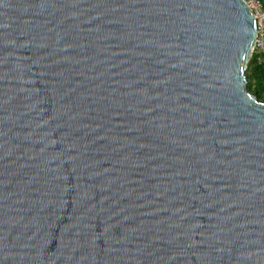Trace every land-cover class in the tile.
<instances>
[{
  "label": "water",
  "instance_id": "water-1",
  "mask_svg": "<svg viewBox=\"0 0 264 264\" xmlns=\"http://www.w3.org/2000/svg\"><path fill=\"white\" fill-rule=\"evenodd\" d=\"M245 0H0V264H264V103Z\"/></svg>",
  "mask_w": 264,
  "mask_h": 264
},
{
  "label": "built area",
  "instance_id": "built-area-1",
  "mask_svg": "<svg viewBox=\"0 0 264 264\" xmlns=\"http://www.w3.org/2000/svg\"><path fill=\"white\" fill-rule=\"evenodd\" d=\"M255 18V41L251 52L258 64L264 65V3L259 0H245Z\"/></svg>",
  "mask_w": 264,
  "mask_h": 264
},
{
  "label": "trees",
  "instance_id": "trees-1",
  "mask_svg": "<svg viewBox=\"0 0 264 264\" xmlns=\"http://www.w3.org/2000/svg\"><path fill=\"white\" fill-rule=\"evenodd\" d=\"M246 91L258 102L264 103V65L256 62L252 56L245 71Z\"/></svg>",
  "mask_w": 264,
  "mask_h": 264
},
{
  "label": "crops",
  "instance_id": "crops-1",
  "mask_svg": "<svg viewBox=\"0 0 264 264\" xmlns=\"http://www.w3.org/2000/svg\"><path fill=\"white\" fill-rule=\"evenodd\" d=\"M260 2L264 3V0H259Z\"/></svg>",
  "mask_w": 264,
  "mask_h": 264
}]
</instances>
